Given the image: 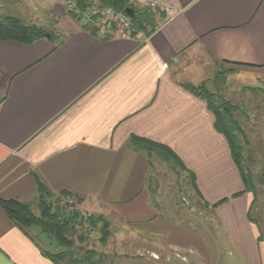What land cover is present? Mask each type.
Returning a JSON list of instances; mask_svg holds the SVG:
<instances>
[{
    "label": "crops",
    "instance_id": "1",
    "mask_svg": "<svg viewBox=\"0 0 264 264\" xmlns=\"http://www.w3.org/2000/svg\"><path fill=\"white\" fill-rule=\"evenodd\" d=\"M163 1L182 11L164 13L150 36L107 39L82 29L64 0L20 1L35 20L26 23L55 26L64 41L0 40V199L36 202V173L56 196L70 191L63 199L71 208L104 215L119 234L133 232L139 247L140 239L155 240L212 263L221 261L223 246L238 261L263 264L251 194L234 196L244 184L227 140L207 100L188 87H208V71L215 76L220 68L227 80L239 70L247 87H264V0ZM133 136L172 148L195 173L203 203L228 198L217 207L204 203L225 233L214 253L193 230L186 237L201 241L199 250L186 237L174 241L185 228L158 210L154 153ZM168 231V240L159 233ZM41 248L63 250L40 227L22 228L0 204V264H55Z\"/></svg>",
    "mask_w": 264,
    "mask_h": 264
},
{
    "label": "rangeland",
    "instance_id": "2",
    "mask_svg": "<svg viewBox=\"0 0 264 264\" xmlns=\"http://www.w3.org/2000/svg\"><path fill=\"white\" fill-rule=\"evenodd\" d=\"M20 1L24 2V0H0V15L16 16L24 22L35 21L28 20L30 18V15H27L29 7ZM54 27L48 26L47 29L61 36L63 32L59 28L55 30ZM227 74L221 68L217 69L215 76L213 71H208L207 85L219 100L224 98L243 106L241 112H236V116L247 135L248 142L241 138L244 147V165L251 171L256 188L255 195L252 192H247L251 194L249 210L254 222L260 225L262 240H264V90H262L264 87H247L239 70L235 73L234 77L236 78L227 80ZM153 156L155 168L153 169L154 178L151 181V187H156V183H158V194L154 198L158 210L163 217L174 220L173 222L185 228L184 233L173 234L174 241L180 243L186 237V229L193 230V232L196 231L201 235L207 250L214 253L218 246L217 242L222 243L220 239H223L225 233L213 209H206L193 188L186 171L173 166L171 162L164 160L156 153ZM65 200L63 198L58 200L57 196L52 197L54 209L63 208L62 212L67 216L72 215L73 212H79L85 218L91 215L84 214L77 207L76 209L71 208L73 204ZM253 200H255L254 204H252ZM38 201L39 199L32 204V211L35 214L40 213ZM58 203L59 206L56 207ZM73 223L76 228L74 233L76 250L74 254L82 259V264H220V262L221 264H247V262L238 261L237 255H234L230 248L226 249L223 246H220L221 249H224L222 256L219 257L221 261L208 263L203 257H191L190 254L185 256L183 248L182 250H173L155 240L140 239L138 243L142 246L139 247L135 244L139 238L134 237L131 231L119 234V230L112 229V234L105 242H102V232L99 227L96 229L93 227L94 231L87 232L89 229L87 227L91 226L89 222L86 221L82 225L80 219L77 218L73 220ZM159 233L164 235L167 240L171 237L169 231ZM82 235L86 236L83 242L79 239V236ZM192 238L194 239V237ZM124 241L128 243L127 246H124ZM187 242L188 245L199 250L201 241H190L187 238ZM90 250H93L94 253H90Z\"/></svg>",
    "mask_w": 264,
    "mask_h": 264
},
{
    "label": "trees",
    "instance_id": "3",
    "mask_svg": "<svg viewBox=\"0 0 264 264\" xmlns=\"http://www.w3.org/2000/svg\"><path fill=\"white\" fill-rule=\"evenodd\" d=\"M77 7L73 10H69V14L75 18L81 24L82 29L90 32L93 35L100 33L99 28L92 24V20H88L85 14L90 11L93 7L102 10L105 7H112L115 11L125 12V9L129 6L134 11V16L131 17V28L129 34L132 37L138 35L150 36L160 25L162 19H164V13L160 16H155L148 9L130 5L127 0H75ZM96 16H94L95 18ZM50 33L49 37L58 47L63 43L60 35H56L54 32L48 30L44 26L37 23H26L21 18L16 16H1L0 15V40H13L21 43L32 44L38 39L45 38L46 33ZM111 35H104V38H111ZM225 72V71H224ZM195 94L204 97L207 100L209 109L215 115V128L218 132L223 134L227 140L229 148L231 150L232 158L239 169L241 178L244 184V190L235 194L234 196L242 195L246 192H252L256 194V188L254 185L253 175L251 171L244 165V147L241 143V138H244L248 142L246 132L241 126L236 112H241L243 106L231 102L228 99H218L216 94L206 86L202 84L200 86H189L188 87ZM5 100V96H0V105ZM131 141L138 147L145 149L148 152L156 153L161 158L169 161L173 166H177L182 170L186 171L190 177L191 184L195 189L196 193L202 199L197 182L195 173L185 167L181 158L178 154L169 146L142 137H131ZM37 180L40 198L38 205L40 206V213L35 214L32 211V203L21 202L14 199H0L1 206L5 209L8 216L19 224L22 228L30 226H38L41 228L43 233L49 237L51 242H56L63 247V250L55 251L50 248H41L44 255L49 257L55 264H82V259L74 254L75 239L74 233L76 231L73 223L74 219H80V223L89 222L91 224L87 230L92 231L93 227H99L102 232L101 241L105 242L108 237L112 234L111 221L104 215H90L86 218L79 212H73L72 215L67 216L63 214V208L54 209V202L52 197L56 196L46 184L39 178L35 173ZM71 195L70 191H62L59 198L68 197ZM58 198V199H59ZM255 198V197H254ZM203 200V199H202ZM228 201L225 198L217 203L209 204L204 201L207 207H217L220 204ZM254 201L252 204H254ZM59 203L56 204V207ZM252 207V206H251ZM251 221L254 219L250 216ZM101 223V226H99ZM86 236H79V239L83 242ZM94 253L93 250L89 251ZM88 257H90L88 255Z\"/></svg>",
    "mask_w": 264,
    "mask_h": 264
},
{
    "label": "built area",
    "instance_id": "4",
    "mask_svg": "<svg viewBox=\"0 0 264 264\" xmlns=\"http://www.w3.org/2000/svg\"><path fill=\"white\" fill-rule=\"evenodd\" d=\"M130 5H140L148 9L155 16L161 13L175 14L182 11V8H175L163 0H127ZM67 11L77 7L75 0H64ZM94 16H96L94 18ZM85 17L91 21L94 26L99 28L103 35L126 34L131 28V17L125 12L115 11L112 7H105L101 11L93 7L85 14Z\"/></svg>",
    "mask_w": 264,
    "mask_h": 264
},
{
    "label": "water",
    "instance_id": "5",
    "mask_svg": "<svg viewBox=\"0 0 264 264\" xmlns=\"http://www.w3.org/2000/svg\"><path fill=\"white\" fill-rule=\"evenodd\" d=\"M125 13L128 14L130 17H133L134 16V11H133V9L131 7H127L125 9ZM45 36H46V38H49L51 36V34L47 32L45 34Z\"/></svg>",
    "mask_w": 264,
    "mask_h": 264
}]
</instances>
